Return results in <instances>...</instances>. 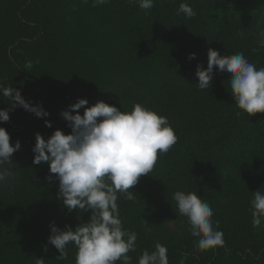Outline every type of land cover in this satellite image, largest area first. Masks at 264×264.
<instances>
[{"label": "trees", "instance_id": "obj_1", "mask_svg": "<svg viewBox=\"0 0 264 264\" xmlns=\"http://www.w3.org/2000/svg\"><path fill=\"white\" fill-rule=\"evenodd\" d=\"M182 2L196 15H177ZM261 30L264 0H155L149 10L129 0L95 7L92 0H0V84L50 113L37 118L10 110L0 95V109L10 110L0 127L13 146L21 143L12 157L17 177L0 187V264H76L74 245L66 260L57 258L47 243L50 226L75 229L91 213L63 207L59 181L54 174L47 179L48 164L33 163L32 149L37 133L45 139L58 129L71 133L61 113L79 99L86 107L103 101L125 111L140 103L166 117L177 136L150 175L140 177L133 200L118 194L123 228L138 237L131 264L157 242L166 246L169 264H264V223L253 227L250 212L252 192L264 191V113L247 116L235 105L227 74L216 71L206 90L195 75L198 65L207 69L209 48L243 53L264 67ZM178 190L210 204L223 246L200 252L191 234L169 235L170 223L187 219L172 200Z\"/></svg>", "mask_w": 264, "mask_h": 264}, {"label": "clouds", "instance_id": "obj_2", "mask_svg": "<svg viewBox=\"0 0 264 264\" xmlns=\"http://www.w3.org/2000/svg\"><path fill=\"white\" fill-rule=\"evenodd\" d=\"M87 4L89 0H82ZM110 0H92L93 6L109 3ZM137 3L141 10L154 7L155 0H129ZM177 15L187 18L196 15L194 9L182 2ZM258 44L264 48V30L258 34ZM257 49H253L256 51ZM207 69L198 65L195 75L198 87L206 90L212 85L216 71L227 74L230 92L235 105L247 116L264 113V67L257 68L243 53L222 55L209 48ZM192 53L189 59H195ZM38 63V62H37ZM32 61L25 68L31 69ZM0 95L10 101V110L17 107L33 113L37 118L50 115L42 106H32L14 87L0 84ZM86 99H79L61 116L68 122L70 134L62 130L45 139L35 135L33 163H46L50 168L49 181H59L57 198L68 212L91 213L90 220L75 229L65 226L60 229L53 223L47 243L60 253L57 257L66 260L68 247L76 248V264H131L130 251H136L137 233L123 228L117 203L118 194L133 200L137 196L132 190L141 176L150 175L159 155L167 153L177 142L174 129L166 117L143 106L134 104L131 111L118 109L100 101L91 107ZM83 108V115L79 110ZM8 109H0V123L9 122ZM76 114L73 115L72 113ZM46 126L52 124L46 121ZM21 150V143H11V137L0 127V187L13 183L17 177L12 166L13 154ZM253 193L250 212L253 227L264 223V191ZM172 200L179 215L187 218L190 232L198 238L195 248L203 252L223 246V233L213 226V209L195 192L175 191ZM146 223H148L145 220ZM218 227V224H217ZM44 251L47 252V246ZM37 259V264H44ZM137 264H169L166 246L157 242L154 250H143ZM183 264V262H182Z\"/></svg>", "mask_w": 264, "mask_h": 264}, {"label": "rangeland", "instance_id": "obj_3", "mask_svg": "<svg viewBox=\"0 0 264 264\" xmlns=\"http://www.w3.org/2000/svg\"><path fill=\"white\" fill-rule=\"evenodd\" d=\"M169 235H174L177 238L191 234L190 225L187 219H182L179 222H172L168 225Z\"/></svg>", "mask_w": 264, "mask_h": 264}]
</instances>
